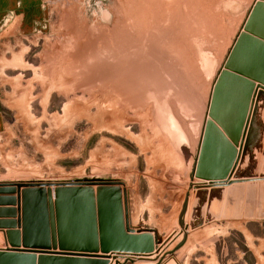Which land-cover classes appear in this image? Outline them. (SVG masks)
Returning <instances> with one entry per match:
<instances>
[{"label":"rangeland","instance_id":"1","mask_svg":"<svg viewBox=\"0 0 264 264\" xmlns=\"http://www.w3.org/2000/svg\"><path fill=\"white\" fill-rule=\"evenodd\" d=\"M44 3L6 53L0 250L264 264V0Z\"/></svg>","mask_w":264,"mask_h":264},{"label":"crops","instance_id":"2","mask_svg":"<svg viewBox=\"0 0 264 264\" xmlns=\"http://www.w3.org/2000/svg\"><path fill=\"white\" fill-rule=\"evenodd\" d=\"M47 13L44 0H0V135L10 127L6 117L10 101L6 98L9 96L6 86L11 87L13 77L7 75L6 65L12 64L13 59L6 56L7 48L35 32H42Z\"/></svg>","mask_w":264,"mask_h":264},{"label":"water","instance_id":"3","mask_svg":"<svg viewBox=\"0 0 264 264\" xmlns=\"http://www.w3.org/2000/svg\"><path fill=\"white\" fill-rule=\"evenodd\" d=\"M261 35H264L261 33ZM262 37V36H261ZM261 76L264 78L263 72L260 70ZM262 77L259 80H264ZM250 89V88H249ZM240 115L236 118V124L234 131L238 135L240 132L241 125L243 123V112L240 111ZM236 135V139H237ZM207 140V139H206ZM206 150H210V146H206ZM54 197L57 196V208L60 209V203L70 202V196L68 193L64 194H54ZM40 198V196H39ZM14 248V249H4L0 250V264H109V257L114 259V256L107 254H97V248L93 249H83V250H60V251H50L45 250L44 248ZM131 251L138 252L140 248V242L138 245L133 244L130 247ZM126 249V246H120L111 248L110 250L114 251H123ZM115 264H118L115 261Z\"/></svg>","mask_w":264,"mask_h":264},{"label":"bare ground","instance_id":"4","mask_svg":"<svg viewBox=\"0 0 264 264\" xmlns=\"http://www.w3.org/2000/svg\"><path fill=\"white\" fill-rule=\"evenodd\" d=\"M223 130H224V129H223ZM212 132H213V131H212ZM212 135H213V134H212ZM206 139H207V138H206ZM211 139H212V138H211ZM206 142H207V141H206ZM208 142H209V141H208ZM210 142H211V141H210ZM210 142H209L208 144H211ZM208 146H209V145H208ZM210 146H211V145H210ZM207 163H209V162H207ZM204 168H207V167H203V169H204Z\"/></svg>","mask_w":264,"mask_h":264}]
</instances>
